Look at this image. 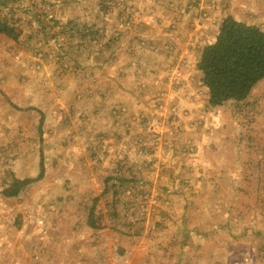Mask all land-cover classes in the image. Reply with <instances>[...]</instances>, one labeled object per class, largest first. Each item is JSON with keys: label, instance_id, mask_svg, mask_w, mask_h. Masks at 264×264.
<instances>
[{"label": "rangeland", "instance_id": "1", "mask_svg": "<svg viewBox=\"0 0 264 264\" xmlns=\"http://www.w3.org/2000/svg\"><path fill=\"white\" fill-rule=\"evenodd\" d=\"M44 1L59 43L0 35V264H264V78L211 106L196 67L264 0Z\"/></svg>", "mask_w": 264, "mask_h": 264}, {"label": "trees", "instance_id": "2", "mask_svg": "<svg viewBox=\"0 0 264 264\" xmlns=\"http://www.w3.org/2000/svg\"><path fill=\"white\" fill-rule=\"evenodd\" d=\"M19 2L20 0H0V35L17 44L25 42L31 44L36 37H42L44 43L49 38H52L54 44L59 43L60 39L56 38L54 25L60 22L51 19L49 17L51 14L46 12V8L54 6V3L44 1V9L38 11V5L32 10L26 9L21 4L15 7ZM69 2L66 1L64 4ZM20 9H23L20 17L11 16L12 10L15 14H19ZM26 15L27 21L24 18ZM21 20L23 22L20 25ZM24 24L28 27L27 34L24 33ZM98 32L93 28L86 33L81 31V35L93 37ZM102 48L103 46L100 50ZM66 55L67 52L64 57ZM72 61L75 60L72 59ZM196 67L202 73V84L207 90L208 102L211 106H218L229 101L243 102L257 83L264 78V30L256 25L237 21L232 16L225 17L215 40L202 47ZM188 77L192 78V74ZM148 165L150 166L151 163ZM11 175L14 176V184L5 186L4 191L9 196L15 197L22 188L29 187V183L40 180L42 174L36 178L24 180H18L14 174ZM120 183L123 184L121 186L140 185L141 188L146 184L144 178L136 180L134 176L122 179ZM107 188L105 186V190L101 191L102 197ZM165 191L168 190L165 189ZM100 195L95 196L94 204L101 198ZM118 196L119 193L114 194V197ZM99 218L100 214L97 218L94 209L89 211L88 226L92 229L99 228L97 225Z\"/></svg>", "mask_w": 264, "mask_h": 264}]
</instances>
